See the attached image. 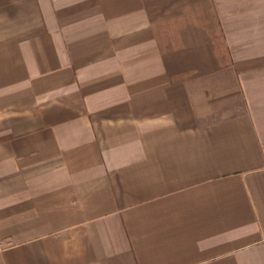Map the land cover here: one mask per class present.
<instances>
[{"label":"crops","instance_id":"crops-1","mask_svg":"<svg viewBox=\"0 0 264 264\" xmlns=\"http://www.w3.org/2000/svg\"><path fill=\"white\" fill-rule=\"evenodd\" d=\"M0 264H264V0H0Z\"/></svg>","mask_w":264,"mask_h":264}]
</instances>
